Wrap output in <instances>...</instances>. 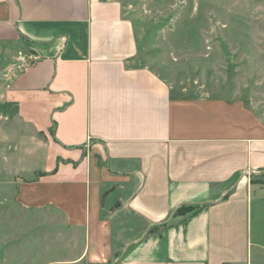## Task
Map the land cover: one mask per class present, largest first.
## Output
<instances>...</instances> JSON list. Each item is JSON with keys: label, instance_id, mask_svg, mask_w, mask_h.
Masks as SVG:
<instances>
[{"label": "crops", "instance_id": "crops-1", "mask_svg": "<svg viewBox=\"0 0 264 264\" xmlns=\"http://www.w3.org/2000/svg\"><path fill=\"white\" fill-rule=\"evenodd\" d=\"M0 50L34 58L10 61L0 119L29 123L49 149L17 200L84 231L79 261L123 248L118 264H264V119L145 65L121 0H0Z\"/></svg>", "mask_w": 264, "mask_h": 264}, {"label": "rangeland", "instance_id": "rangeland-1", "mask_svg": "<svg viewBox=\"0 0 264 264\" xmlns=\"http://www.w3.org/2000/svg\"><path fill=\"white\" fill-rule=\"evenodd\" d=\"M137 27L140 57L177 90L239 96L264 119V0H121ZM0 50V88L17 53ZM10 78V79H9ZM47 139L29 123L0 119V264H100L80 260L84 231L53 207L17 200L18 183L42 174ZM116 256L101 264H115Z\"/></svg>", "mask_w": 264, "mask_h": 264}, {"label": "trees", "instance_id": "trees-1", "mask_svg": "<svg viewBox=\"0 0 264 264\" xmlns=\"http://www.w3.org/2000/svg\"><path fill=\"white\" fill-rule=\"evenodd\" d=\"M41 133V132H40ZM45 137V136H44ZM264 182V180H262ZM208 205L207 202L204 203H182L173 212L172 219L158 225L151 226L146 233V236L151 235L156 232H161L164 228L173 227L184 223L190 215L198 213L203 207ZM119 260L115 264H118Z\"/></svg>", "mask_w": 264, "mask_h": 264}, {"label": "built area", "instance_id": "built-area-1", "mask_svg": "<svg viewBox=\"0 0 264 264\" xmlns=\"http://www.w3.org/2000/svg\"><path fill=\"white\" fill-rule=\"evenodd\" d=\"M22 59H24L25 61H27V59L25 58V56L21 57ZM33 60L34 58L32 56H28V60Z\"/></svg>", "mask_w": 264, "mask_h": 264}]
</instances>
